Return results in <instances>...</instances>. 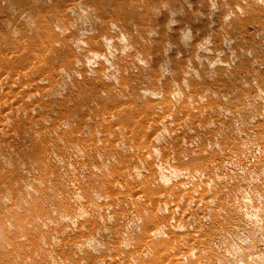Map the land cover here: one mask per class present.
I'll return each instance as SVG.
<instances>
[{
  "label": "bare ground",
  "instance_id": "bare-ground-1",
  "mask_svg": "<svg viewBox=\"0 0 264 264\" xmlns=\"http://www.w3.org/2000/svg\"><path fill=\"white\" fill-rule=\"evenodd\" d=\"M33 1L43 6L49 0ZM20 2L21 0H8L5 9H0V23L6 28V34L0 35V160L7 162L13 159L16 163L23 161V167L31 163V159L24 156L26 149L21 145L1 142L6 137L17 138L20 143L27 139L28 145L29 142L36 141L26 133L38 134L41 138L49 135L53 148L49 149L48 153L58 147L61 156L52 154L46 159L36 161L34 171L31 172L18 167L19 174L25 176V182L18 183L12 192L5 191L3 197L32 195L39 200L41 197H49L52 202H56L59 196L67 195L80 202L87 189L70 186L62 191L56 190V185L78 179L79 172L73 171L69 165L66 173H55V170L66 166L69 158L77 163L84 162L90 151L111 157L113 150L123 148L125 143L113 139L107 145L106 138L109 134H123L126 129L123 125L115 124L114 111L83 108L84 114L89 116L83 120V127L96 124L93 115H98L101 122L96 125L99 131L103 132L96 134V141L83 148L77 142H67V137L62 134L65 133L63 125L68 122V116L51 119L49 113L57 98L53 94L70 93L71 85L79 81L75 76L76 70L61 64L54 65L45 55L34 51H30L23 58L19 57L22 42L18 37L33 29L28 21L35 18L32 12L16 8ZM54 4V14L39 15L43 19L55 18L57 21L44 32L50 35L57 29L73 38L78 30H82L85 38L76 37L75 46L82 48L86 44L83 49L91 50L98 45L102 49L101 52H91L82 60L84 77L93 75V78L99 81L111 83L124 76L121 66H131L137 70L139 82L146 80V61L137 47L143 43L145 37L160 43V28L157 26L155 10L147 8L142 0H119L113 7L115 20H108L99 18L101 11L109 12L111 7L106 4L98 3L92 6L87 5L85 0H56ZM167 11L170 15L173 14L171 9L168 8ZM118 22L125 25L135 24L136 33L126 37L125 33L115 31ZM96 28L104 31L87 34ZM222 38L225 42L233 41V48L240 45V40L234 38L228 30L222 31ZM49 47L50 43L43 41L42 48L48 50ZM195 50L200 56L170 72L169 76L178 79L177 84L180 87H191L192 94L196 95L197 99L183 104V109L196 113L188 118L181 117L170 122L169 107L157 112L155 117L146 121L153 132L152 144L146 147L136 146L131 153L133 158H139L154 173V178L147 180L146 185L154 182L161 192L146 197L137 193L121 199L111 196L94 209L97 217L105 222L111 220L115 227L112 229V225L103 224L96 228V232L100 235L115 232L121 242L127 233L124 225L135 226L139 221L147 220L148 228L143 231L145 241L139 243L131 255L124 258L122 264H137L138 259L151 249L160 254L156 264H264V242H255L248 248L242 245L248 234L264 232V123L259 122L263 114L260 105L264 106V91H261L264 89V80L252 93H242L238 100H232L231 94L242 90V82L225 86L212 74L214 64H218V67L226 72L216 55L208 52L204 43H197ZM93 55L102 57L101 66L97 70L93 67ZM258 60V57H254L255 62ZM200 65L205 69L201 70ZM165 70L166 68L162 67L160 71ZM201 81L209 84L208 92H205L204 86L199 85ZM160 82L159 76H153L149 79L150 85L144 87V90L154 93L157 89L154 87ZM124 89L126 85L119 84L117 91ZM126 111L129 110H120ZM249 137L252 138L248 144L240 143ZM162 140L170 141L174 146L163 148L157 145L156 142ZM193 141L197 142L196 148L192 145ZM182 142L185 147H182ZM256 148L259 152L256 155L255 176L228 182L225 176L211 173L212 168H215L217 173L234 169L235 165L253 155ZM16 150L18 157L12 154ZM203 156H206L207 160L203 166L181 165L184 157L192 160ZM175 161H179V164L176 165ZM140 166L134 164L125 171L112 174L113 185L120 189L117 178L120 175H137L136 171ZM87 168L91 174L89 180L100 179H94L98 176L99 168ZM203 176H206L208 183L202 181ZM53 178L54 183L51 182ZM149 203L153 208H141ZM134 207L138 208L134 214H109L116 208ZM64 210L56 216L58 219L85 214L84 210H73L69 204L64 205ZM47 211L52 213L50 209ZM24 212L21 207H11L6 213H0V221L4 224L6 220L12 222L26 219ZM54 221L52 217L41 216L31 219L32 223L44 224L48 228ZM75 222L79 224L80 220ZM2 227L3 225H0V229ZM213 227L211 232H207ZM63 231V227L47 231L40 229L38 242L44 245L40 253L46 257V264H70L66 260L54 261L48 258V255L57 249L52 240L56 234ZM94 242L95 237L74 240L70 243V248L88 249ZM127 249L131 248L127 243H123L115 254L124 255ZM35 252L36 250L28 255L26 250H21L17 251L16 256L25 258V263L26 257L33 259ZM200 252L204 253L203 257ZM110 260L111 258L97 257L90 264L109 263ZM75 264L83 263L77 259Z\"/></svg>",
  "mask_w": 264,
  "mask_h": 264
},
{
  "label": "rangeland",
  "instance_id": "rangeland-1",
  "mask_svg": "<svg viewBox=\"0 0 264 264\" xmlns=\"http://www.w3.org/2000/svg\"><path fill=\"white\" fill-rule=\"evenodd\" d=\"M55 1L49 0L45 5L36 4L33 0H21L17 9L35 14V18L29 22L33 27L32 30L24 32L18 39L21 40L19 57L23 58L30 51L41 53L45 58L54 65H64L75 69V76L78 82L71 85L70 93L57 97L51 107L49 118L54 119L60 116H68V122L63 125L65 133L62 136L67 137V142H77L81 147H85L89 143L95 142V135L102 133L97 128L101 120L98 115H93L96 124L83 127V120L88 115L84 114L83 108H99L105 112L108 110L116 113L115 124L123 125L126 132L123 134H109L106 138L107 145L113 139L120 140L125 143L121 149L113 150L111 157L98 155L92 151L88 152L84 162L77 163L72 158L66 161L67 165L57 168L55 173H66L67 166L73 168V171L79 172L78 179L65 184L56 185L57 191H62L70 186H81L87 189V193L82 197L80 202L74 201L67 195L59 196V200L52 202L49 197H41L36 199L32 195H18L3 197L5 191L12 192L18 183L25 182V176H21L18 167L26 172L34 171L36 161L46 159L52 154L61 156L58 147H54L52 153L48 150L53 148L49 135L41 138L38 134L29 135V138L36 140L29 142L24 140L20 143L17 138L6 137L1 140L2 143L11 145H21L26 149L24 156L31 159L26 167H23V161L16 163L13 159L3 162L0 160V213H6L11 207H21L25 210L26 219L22 218L10 222L9 220L0 221L3 227L0 229V264H20L25 258L16 256L17 251L26 250L28 255L36 250L34 258L26 257L23 264H46V257H43L40 250L44 247L38 242L40 229L47 231L55 230L57 227H63L64 231L56 234L52 240L57 245V249L48 255V258L54 261L66 260L70 264H75V260L79 259L83 264H90L97 257L111 258L109 263L103 264H122L124 258L130 256L137 245L145 241L144 229L148 228L147 220L139 221L137 225H124L127 233L123 237V242L117 239L115 232L100 235L96 232V228L103 224L112 225L111 220H102L95 215L94 209L98 208L105 199L116 196L119 199L123 197H132L135 194H141L143 197L157 195L161 192L156 183L151 182L146 185L147 180L154 178L153 171L139 158H133L131 153L136 146L146 147L152 144L151 128L146 121L155 117V114L162 109H167L171 114L170 122L177 118H188L193 116L196 111L187 112L183 109V104L196 101L197 96L193 95L190 86L180 87L178 79L169 76V73L177 70L181 65L191 63L197 56L195 46L197 43H204L208 52L215 54L218 62L224 66L222 71L218 64L212 66V74L218 78L225 86L231 83L242 82V90H237L231 94L232 100H238L242 93H252L254 88L264 80V0H142L147 8L156 11L157 26L160 28V43H156L153 38L145 37L143 43L137 47L144 55L146 61L147 78L144 82L137 79V70L131 66H121L124 76L111 83H106L93 78V75L84 77L85 70L81 62L91 52H101L102 49L95 45L91 50L83 49L86 44L80 48L75 46L74 39L83 37V31L78 30L75 37L69 38L62 32L57 31L48 35L44 30L48 26L57 23L55 18L43 19L39 15L41 13L54 14ZM71 0H64L70 2ZM87 5H96L98 3L109 5V12L101 11L99 18L115 20L114 9L119 0H85ZM8 0H0V9H5ZM171 9L173 14L170 15L167 9ZM134 24L125 25L117 23L114 30L125 33L128 37L135 34L137 27ZM230 31L234 38L240 40V45L233 48L234 42H225L222 38V31ZM104 30L99 28L93 29L91 32L100 33ZM184 31V33L182 32ZM6 34V28L0 23V35ZM43 41L50 43L48 50L42 48ZM70 43V46H68ZM254 57H258V61H254ZM94 69H99L102 63L101 56L93 55ZM263 59V60H260ZM165 67V72H161ZM201 70L205 69L200 65ZM134 72V73H132ZM53 76V75H51ZM153 76H159L161 82L154 93L146 92L144 87L150 85L149 79ZM119 84L126 85L124 91L118 92ZM199 85L205 87V92L209 91V84L205 81L199 82ZM153 87V86H152ZM264 91V89H261ZM51 96V95H49ZM182 100V102H181ZM129 111L120 112L121 109ZM263 112L259 119L260 123H264V106L260 105ZM252 137H249L241 144H248ZM236 140V139H233ZM161 147L174 146L167 140L156 142ZM193 147H197V142L193 141ZM182 147L185 143L182 142ZM258 149L253 151V155L244 159L241 164L235 165L234 169H227L222 173H217L215 168L210 171L216 176L223 175L228 182H236L242 177L255 176L257 173L256 155ZM13 156L18 157L17 150L12 152ZM19 154H22L19 152ZM206 156L190 159L184 157L181 165H201L207 161ZM224 158V156L222 157ZM134 164H140V169L136 171L137 175L128 174L127 176H119L117 180L120 182V189L113 185L112 174L125 171ZM178 165L179 161H175ZM87 166L99 168L98 176L89 180L91 174L88 172ZM54 178L52 183H54ZM202 181L208 183L206 176L202 177ZM48 184V183H47ZM137 191V192H136ZM104 195V197H103ZM103 197V198H102ZM39 200V203H38ZM16 201V202H14ZM14 202V203H13ZM69 204L73 210H84V215L65 216L58 219L56 216L63 213L64 205ZM141 208L151 209L152 204L142 205ZM50 209L52 213L48 212ZM134 208H116L109 214L115 213H131L137 210ZM20 210V209H19ZM50 213V214H49ZM29 216H31L29 218ZM41 216L42 218L52 217L55 219L50 228L47 225H37L31 222L32 217ZM80 220L79 224L75 221ZM115 229L114 225L111 226ZM213 228H209L207 232H211ZM95 237L96 242L88 249H72L70 243L74 240H83ZM264 242V232L259 234L250 233L243 241V247L248 248L255 242ZM127 243L130 250L124 255H116L115 252L119 246ZM202 257L203 252L199 253ZM160 254L152 249L144 253L137 261V264H156ZM162 257L163 254H162Z\"/></svg>",
  "mask_w": 264,
  "mask_h": 264
}]
</instances>
